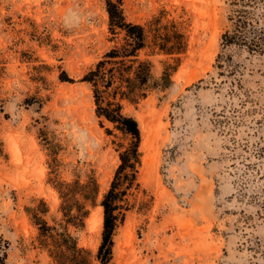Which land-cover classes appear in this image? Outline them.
<instances>
[{
	"label": "rangeland",
	"instance_id": "obj_1",
	"mask_svg": "<svg viewBox=\"0 0 264 264\" xmlns=\"http://www.w3.org/2000/svg\"><path fill=\"white\" fill-rule=\"evenodd\" d=\"M120 3L127 21H182L187 48L139 51L156 77L169 68L171 82L124 101L139 123L140 164L121 201L110 264H264V52L232 45L224 51L239 71L218 74L225 0ZM122 37L109 31L105 0H0V264L55 263L29 208L44 201L48 222L64 223L61 181L88 210L68 230L83 263L98 264L100 200L130 138L101 122L81 77ZM92 178L94 201L84 186Z\"/></svg>",
	"mask_w": 264,
	"mask_h": 264
},
{
	"label": "trees",
	"instance_id": "obj_2",
	"mask_svg": "<svg viewBox=\"0 0 264 264\" xmlns=\"http://www.w3.org/2000/svg\"><path fill=\"white\" fill-rule=\"evenodd\" d=\"M230 6L228 26L221 34L222 49L217 53L215 67L222 76L238 73L232 56L224 50L232 45L244 47L249 53L264 52V0H225ZM108 28L113 36L123 33L122 42L108 49L82 75L81 81L90 85L96 115L101 122L107 120L122 133L129 136V144L119 150V164L109 188L103 194L100 205L103 211L102 236L95 259L98 264H110L114 244V233L123 218L121 201L128 188L136 180L140 164L139 144L141 132L137 119L124 111V101L136 104L151 90L164 89L171 82L169 68L156 77L149 58L140 57L139 51L148 49V55H179L186 51L187 34L182 21L171 20L160 23L159 16H153L149 24L127 21L120 0H105ZM60 78L71 81L65 71ZM79 183V181H77ZM86 197L94 201L98 191L94 178L89 179ZM63 201L60 210L64 223L48 222L44 214L48 206L29 208L31 220L38 230V239L54 264H84L77 239L68 230V225H83L88 210L74 204L76 188L70 182L61 181L56 186ZM85 191V190H84ZM85 196V192L83 194ZM75 209V212L72 210ZM1 258V257H0Z\"/></svg>",
	"mask_w": 264,
	"mask_h": 264
}]
</instances>
